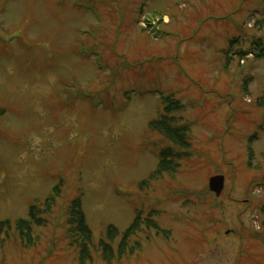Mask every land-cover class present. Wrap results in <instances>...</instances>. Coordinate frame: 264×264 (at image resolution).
I'll use <instances>...</instances> for the list:
<instances>
[{
	"label": "rangeland",
	"instance_id": "1",
	"mask_svg": "<svg viewBox=\"0 0 264 264\" xmlns=\"http://www.w3.org/2000/svg\"><path fill=\"white\" fill-rule=\"evenodd\" d=\"M263 20L264 0H0V264H79L77 198L86 264H264V59L226 53L248 52ZM168 96L190 148L152 179ZM136 219L140 249L102 258L109 227L115 251Z\"/></svg>",
	"mask_w": 264,
	"mask_h": 264
},
{
	"label": "trees",
	"instance_id": "2",
	"mask_svg": "<svg viewBox=\"0 0 264 264\" xmlns=\"http://www.w3.org/2000/svg\"><path fill=\"white\" fill-rule=\"evenodd\" d=\"M262 27L264 29V20L262 21ZM262 29V30H263ZM254 42L250 44V50L248 52H244L242 50H235L239 47V39L231 40L229 43V48L226 50L227 54H231L235 52L237 56H247L248 54L254 55L255 59H264V37L253 39ZM182 106L180 103L175 100L172 96L164 97V108L163 112L160 116L151 121L149 127L151 131L158 132L161 137H164L168 140L170 145L167 146L164 150H162L160 154V163L159 168L152 174L151 178H159L164 173H170L169 170H176L183 159L187 157L190 148V129L188 126L178 125L175 119L173 118V113L180 110ZM255 136H253L254 138ZM165 140V141H166ZM252 140V138H251ZM252 142V141H251ZM60 193L59 188L55 189L53 195L50 198L46 199L43 203L41 201H36L30 209L31 219L35 223H39L40 221L36 219L39 211L48 212L50 205L55 203V197ZM41 204L47 209L42 210L40 208ZM70 223L72 224L69 234L74 240V243L79 248V264H86L87 261H91V249L95 248V244L93 243V233L90 227L87 224L85 214L83 211L82 203L80 199H75L71 202L70 205ZM155 225V224H154ZM156 226V225H155ZM11 224L9 221H3L0 223V235L2 232L7 231L11 228ZM16 229L21 235L22 241L32 244L33 236L31 234L32 229L31 225L28 221L20 220L15 224ZM139 227V221L133 223V225L125 231L124 235L121 237V241L117 245V249L114 251L112 246L115 243V239L119 237V232L113 229V226L109 227V233L114 234L111 238V244L106 242V240H102L97 246V250L101 252V257L105 260H110V257L115 254L118 257H128L129 253L132 250L140 249V245L130 246V238L134 235ZM157 227V226H156ZM108 233V234H109ZM113 242V243H112ZM131 250V251H129Z\"/></svg>",
	"mask_w": 264,
	"mask_h": 264
},
{
	"label": "water",
	"instance_id": "3",
	"mask_svg": "<svg viewBox=\"0 0 264 264\" xmlns=\"http://www.w3.org/2000/svg\"><path fill=\"white\" fill-rule=\"evenodd\" d=\"M225 187V177L215 176L209 180V189L212 193H215L217 197L221 196Z\"/></svg>",
	"mask_w": 264,
	"mask_h": 264
}]
</instances>
